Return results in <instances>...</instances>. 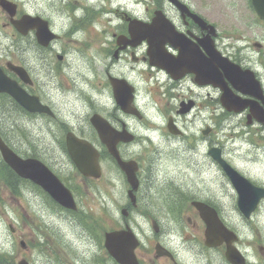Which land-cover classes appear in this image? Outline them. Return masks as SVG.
<instances>
[{"label": "flooded vegetation", "instance_id": "flooded-vegetation-1", "mask_svg": "<svg viewBox=\"0 0 264 264\" xmlns=\"http://www.w3.org/2000/svg\"><path fill=\"white\" fill-rule=\"evenodd\" d=\"M7 1L14 6L6 10L0 2V66L7 75L16 79L5 65H21L31 79L29 84L21 83V86L49 110L35 114L25 112L27 125L21 124L24 142L36 145V158L72 193L78 188L87 190L94 179L77 172L66 145L74 137L85 140L97 148L101 166L109 164L118 168L107 153L92 119L100 121L105 135L110 138L120 136L127 130L133 135L132 141L124 143L117 140L115 143L123 159L136 161L138 185L130 199L127 195L130 186L124 173L118 169V186L124 190V202L118 211L120 213L124 209L125 216H119L115 229L129 227L138 237L139 243L134 249L138 264H184L179 252L185 248L191 249L204 264H230L225 258L226 247L223 243L213 248L205 246L204 222L192 205V202L199 201L213 207L223 223L237 232L222 217L212 198L184 195L181 193L187 189L184 177L159 178L153 171L160 157L166 155L169 160H182L185 170V161L196 164L193 161L200 158L207 159L220 169L209 154L210 149L215 147L221 149L224 156L223 147L216 138L221 115L227 114L220 112L219 87L207 83L205 78L198 79L194 72L186 70H195L198 61L208 59L201 43L206 39L207 31L192 16L180 13L166 0H153L156 5L142 20L150 22L153 11L161 10L160 16L170 33L164 47L167 71L149 64L146 42L133 43L129 37L130 20L140 18L132 10L119 12L110 42L104 39L105 47L98 50L90 47L88 33L91 31L89 28L100 27L98 19L101 7L91 8L68 1L62 3L63 0H60L59 7L53 0L40 4L27 0ZM180 1L187 5L190 13L201 16L190 1ZM53 14L61 18L60 23L53 18ZM40 19L46 21L48 29L54 34L51 38L47 34L46 43L38 42L35 27L24 34L18 33L17 21L21 20L23 29L27 22L35 26ZM205 21L214 26L209 20ZM8 34L12 37L10 40ZM3 38L7 42L3 43ZM212 39L215 43L216 36ZM182 43L184 49L181 48ZM183 53L187 57L186 66L180 60ZM97 64H100L99 68ZM207 67L214 70L213 63ZM85 68L87 73L84 72ZM113 84L116 85L117 94ZM141 94H148L154 100L156 112L149 115L142 109L139 103ZM123 95L129 102L128 111L123 103L117 104V96L123 102ZM247 112L244 111L243 115H247ZM4 119L2 122L0 118V128H4L8 122L6 117ZM144 144L156 146L153 152L155 158H149L142 146ZM27 183L17 178L14 186L21 191L25 190ZM11 187L8 180L5 189L10 196ZM37 188L38 204L42 208L46 200L53 203L41 188ZM167 193L179 194L170 200L171 196H166ZM41 212L44 210L41 209ZM58 213L66 212L61 210ZM66 214L69 222L74 221L72 214ZM187 229L196 235L191 233L189 238ZM18 237L22 238V235ZM187 239H191V245L186 244ZM242 245L243 242L237 237L235 246L244 251ZM93 247L94 252L104 256V264H118L109 257L103 243Z\"/></svg>", "mask_w": 264, "mask_h": 264}, {"label": "rangeland", "instance_id": "rangeland-1", "mask_svg": "<svg viewBox=\"0 0 264 264\" xmlns=\"http://www.w3.org/2000/svg\"><path fill=\"white\" fill-rule=\"evenodd\" d=\"M22 1V0H19ZM40 4L45 0H27ZM87 4L86 2H100L102 12L99 16L100 27L89 28L90 47L98 50L105 47L104 39L110 42L111 32L118 20V14L125 8L132 10L134 14L144 17L145 7L149 0H64L65 2ZM190 1L201 16L214 24L218 32L215 44L218 50L234 62L252 69L259 78L264 89V23H257L254 13L249 10L248 0H187ZM59 7L60 0H53ZM45 3V2H44ZM46 5V4H45ZM54 15V14H53ZM53 18L61 22L56 14ZM104 29L107 30L104 32ZM81 37L79 34L78 38ZM8 40L12 37L7 35ZM103 43L101 44V42ZM5 43L7 40L2 39ZM261 43L257 48L253 43ZM100 64H97L99 68ZM71 71V70H70ZM77 72L76 70H72ZM87 73V69H84ZM140 95L139 103L142 109L149 115L156 112L154 100L148 95ZM220 106V112H222ZM20 113V112H19ZM12 115V113H11ZM208 113L205 112V116ZM9 116V113H7ZM245 116H221V124L216 138L224 149V157L244 176L256 184L264 185V131L254 122L246 124ZM15 119L20 125L24 121L22 113L15 114ZM11 120V119H10ZM189 121V119H187ZM25 125L26 122H23ZM22 137V136H20ZM147 143V142H144ZM149 158H155V145H142ZM138 148L139 146H134ZM26 147L24 146L22 150ZM159 148V147H158ZM163 148V147H161ZM160 162L153 171L160 177L175 178L184 177L187 189L181 192L184 195L208 196L216 204L221 214L228 223L240 233L246 241L242 245L247 251L251 264H264V202L259 204L257 211L251 219L244 224L234 208V189L229 180L207 159H196L184 162L182 160H169L168 155L161 156ZM152 171V173H153ZM118 172L109 164L104 167V176L89 184L87 190L77 191L76 202L81 213L77 222H69L66 215H58L53 207H45V211L39 204L38 193L31 191H18L15 197H9L6 189L0 183V252H6L11 264L25 256L30 264H104V256L97 255L93 251V243L84 229L87 217H101L107 228H114L119 221L118 209L124 202V190L119 185ZM183 191V190H182ZM179 193H168L170 200ZM181 195V194H180ZM64 217V218H63ZM9 223L14 228L15 236L23 234L28 245L22 249L18 240L14 238L9 229ZM190 229L192 226L189 225ZM32 229V231H31ZM187 229V236L191 233ZM187 245H191V239H187ZM33 246V247H32ZM179 257L184 264H204L191 252V249H181Z\"/></svg>", "mask_w": 264, "mask_h": 264}, {"label": "water", "instance_id": "water-1", "mask_svg": "<svg viewBox=\"0 0 264 264\" xmlns=\"http://www.w3.org/2000/svg\"><path fill=\"white\" fill-rule=\"evenodd\" d=\"M251 1L257 15L264 19V0ZM17 28H20V26H17ZM147 34H150V32H147ZM214 59L222 71L219 73L217 78V83L221 88V104L227 110H233L235 112L241 111L244 107L249 105L250 112L264 126V115L257 113L253 108L257 102L252 101L247 104V101H239L237 97L233 95L231 89L227 86L228 81L234 89L242 93L252 94L254 97L262 100L261 89L253 72L249 69H241L239 65L231 62L227 57L221 55L219 52L215 53ZM9 68L13 70L21 79H24L25 72L21 67L9 65ZM223 77H225L226 81ZM0 92L9 94L16 102L28 111L35 112L41 110L37 99L35 97L28 96L15 81L6 77L1 70ZM96 128L100 133L103 131L101 126L96 125ZM121 139L123 141H129L131 137L124 135V138L121 137ZM106 146L109 153H111V155L117 160L120 168L125 171L127 181L134 189L137 184L134 175V171L136 169L135 163L133 161H122L116 151L114 142L107 143ZM67 147L71 158L82 174L93 177L99 176L100 172L97 163V152L91 145L86 143H70ZM0 153L4 161L9 164L17 172V174L22 177H27L33 180L36 184L43 186L49 195H51L62 206L75 209V204L71 194L62 187V185L41 163L34 159H20L3 143L1 139ZM217 153L218 152L214 155V158L220 164L238 194L237 206L245 216H248V214L255 208L258 200L261 197H264V188L255 186L248 179L241 176L225 160H223L220 155H217ZM131 192L132 190L129 191V193ZM204 206L205 205L200 204L197 208L199 209L200 215L206 224V243L208 245H216L225 241L227 244L228 254L231 250L229 244L233 237L229 235L228 231L218 220L216 214L211 210L207 211ZM126 235L129 234L124 231L106 233L105 246L110 255H112V257L120 264H135V259L132 253L134 238L132 235H130L131 237ZM230 259L233 261L232 258ZM18 264L27 263L24 260H21Z\"/></svg>", "mask_w": 264, "mask_h": 264}, {"label": "trees", "instance_id": "trees-1", "mask_svg": "<svg viewBox=\"0 0 264 264\" xmlns=\"http://www.w3.org/2000/svg\"><path fill=\"white\" fill-rule=\"evenodd\" d=\"M2 108V106H0ZM3 168V167H2ZM4 169V168H3Z\"/></svg>", "mask_w": 264, "mask_h": 264}]
</instances>
